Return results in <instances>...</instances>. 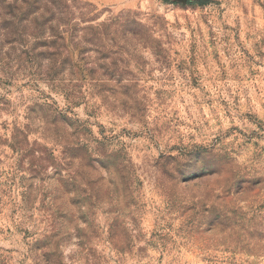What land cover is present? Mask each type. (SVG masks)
<instances>
[{"label":"rangeland","instance_id":"rangeland-1","mask_svg":"<svg viewBox=\"0 0 264 264\" xmlns=\"http://www.w3.org/2000/svg\"><path fill=\"white\" fill-rule=\"evenodd\" d=\"M0 264H264V0H0Z\"/></svg>","mask_w":264,"mask_h":264}]
</instances>
